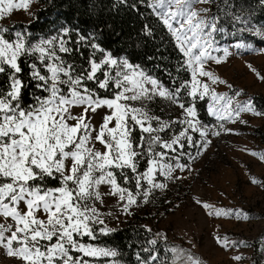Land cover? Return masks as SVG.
<instances>
[{
    "label": "snow or ice",
    "instance_id": "6c2138e0",
    "mask_svg": "<svg viewBox=\"0 0 264 264\" xmlns=\"http://www.w3.org/2000/svg\"><path fill=\"white\" fill-rule=\"evenodd\" d=\"M31 2L0 0V19L7 21L14 10L27 11ZM140 2L160 18L174 41L181 56L177 71L189 73L188 79L173 77L172 87L95 42L86 45L92 51L85 57L80 50L85 38L64 39L67 28L34 40L0 24V252L12 264H121L116 249L98 243L100 236L115 231L106 219L131 216L133 206L179 179L177 171H192L193 156L186 149L195 148L199 155L210 136L231 132L222 121H233L243 112L264 116L250 99H236L241 91L229 95L213 87L233 89L211 70L212 63L230 55L215 39L224 32L226 18L242 24L240 31L264 39V25L252 24L250 11L246 15L230 0ZM74 54L85 63L78 65ZM157 98L178 113L165 118L161 108L157 114L152 107ZM206 98L215 126L198 117L197 102ZM184 157L187 162L181 163ZM257 182L253 177L252 183ZM109 199L114 201L109 209L116 211L102 210ZM196 203L209 215L232 212ZM216 240L225 248L244 243ZM148 243L155 245L156 240ZM135 259L136 264H200L190 249L175 245L165 246L163 256L156 248H142Z\"/></svg>",
    "mask_w": 264,
    "mask_h": 264
},
{
    "label": "rangeland",
    "instance_id": "374dc122",
    "mask_svg": "<svg viewBox=\"0 0 264 264\" xmlns=\"http://www.w3.org/2000/svg\"><path fill=\"white\" fill-rule=\"evenodd\" d=\"M35 8L36 0H32L27 11L14 10L7 21L0 19V24L7 23L12 27L29 22ZM246 32L247 36L236 38L224 28L223 33L216 35L217 46L228 48L230 55L220 64L212 63L211 70L230 83L233 89L224 85L213 87L229 95L241 91L236 99L241 102L250 99L258 111L253 101L255 97H264V80L258 78L248 65L264 76V53L259 51L264 48V39ZM238 44L243 46L236 47ZM160 105L164 108L165 118L178 113V109L169 106L167 101ZM240 119L246 123H240ZM222 123L232 131L210 136L208 147L199 155L195 148L187 149L193 156L190 162L192 171H177L179 179L170 181L166 189L156 190L150 196L156 203L149 199L138 207L133 206L132 215H121L118 221L107 218L109 227L118 229L135 214H139L145 218L146 226L156 234L166 235L167 240L182 243L197 253L200 264H250L252 242L260 239L264 243V159H261L264 144L254 136L256 129L264 128V116L243 112L239 118L234 117L233 121L225 120ZM177 128L179 130V126ZM196 138H199L198 134ZM253 177L258 181L255 184L252 183ZM197 200L207 202L214 208L231 209L232 212L219 217L209 215L201 204L196 203ZM151 203L161 204L169 209V213L161 215L158 221L147 218L145 211L153 206ZM110 205H114V201L106 200L102 210L116 211L115 207L109 209ZM237 209L241 213L239 216L235 211ZM217 236L221 241L226 238L229 242L244 243L238 247L225 248L217 243ZM235 255L241 256V259L233 260ZM0 264H12V259L0 252Z\"/></svg>",
    "mask_w": 264,
    "mask_h": 264
},
{
    "label": "trees",
    "instance_id": "16d2710c",
    "mask_svg": "<svg viewBox=\"0 0 264 264\" xmlns=\"http://www.w3.org/2000/svg\"><path fill=\"white\" fill-rule=\"evenodd\" d=\"M230 2H235L245 9L246 15L250 11L252 24L264 25V5L260 4V0ZM145 26L150 32L146 31ZM222 27L236 38L248 35L246 31H240L243 25L233 22L231 18H226ZM12 28L29 33L34 40L57 36L62 28H67L69 34L64 39L74 42L81 36L85 38L80 43V50L85 57L92 51L86 45L95 42L113 57H123L133 64L140 65L165 86H173V77H176L177 81L189 78L186 70L177 71V62L181 56L166 27L160 18L147 8L146 3L142 4L140 0H36L31 20L15 24ZM72 59H75L78 65L85 63L78 54H74ZM163 101L157 98L152 106L157 114H160V109L163 108L160 105ZM207 102V99L197 102L198 117L202 122L214 125L216 121L208 115ZM253 103L259 112H264V97H255ZM254 136L264 144V128L256 129ZM185 162L187 157L181 160V163ZM150 202L156 203L154 199H150ZM152 203L150 205L153 206L145 211L147 218L158 221L161 215L169 213V209L161 204ZM144 226L145 218L135 214L122 227L106 236H100L98 243L116 249L117 259L123 264H136L135 254L142 248H156L161 256L164 255L165 246L170 248L175 245L190 249L176 241H165L153 230L147 231L150 228ZM153 239L156 240V244H149L148 241ZM262 245L264 243L260 239L252 242L253 255L250 264H264V251L260 250ZM191 252L199 258L197 253L192 250ZM168 256L170 257L171 253H168Z\"/></svg>",
    "mask_w": 264,
    "mask_h": 264
}]
</instances>
